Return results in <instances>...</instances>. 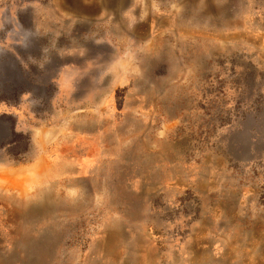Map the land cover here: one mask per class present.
Returning a JSON list of instances; mask_svg holds the SVG:
<instances>
[{
  "label": "rangeland",
  "instance_id": "374dc122",
  "mask_svg": "<svg viewBox=\"0 0 264 264\" xmlns=\"http://www.w3.org/2000/svg\"><path fill=\"white\" fill-rule=\"evenodd\" d=\"M0 264H264V0H0Z\"/></svg>",
  "mask_w": 264,
  "mask_h": 264
},
{
  "label": "crops",
  "instance_id": "0c3cea01",
  "mask_svg": "<svg viewBox=\"0 0 264 264\" xmlns=\"http://www.w3.org/2000/svg\"><path fill=\"white\" fill-rule=\"evenodd\" d=\"M101 5V4H100Z\"/></svg>",
  "mask_w": 264,
  "mask_h": 264
},
{
  "label": "trees",
  "instance_id": "16d2710c",
  "mask_svg": "<svg viewBox=\"0 0 264 264\" xmlns=\"http://www.w3.org/2000/svg\"><path fill=\"white\" fill-rule=\"evenodd\" d=\"M11 130V129H10Z\"/></svg>",
  "mask_w": 264,
  "mask_h": 264
}]
</instances>
